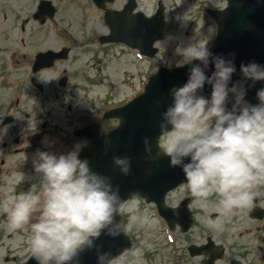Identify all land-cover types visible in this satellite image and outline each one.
<instances>
[{
    "label": "clouds",
    "instance_id": "obj_1",
    "mask_svg": "<svg viewBox=\"0 0 264 264\" xmlns=\"http://www.w3.org/2000/svg\"><path fill=\"white\" fill-rule=\"evenodd\" d=\"M174 54L177 67L188 68L187 80L169 91L170 104L160 114L159 128L165 146L153 153L152 138H143L146 159L156 162L167 156L171 167H180L195 201L206 208L218 197L221 216L246 208L253 189L264 184V87L256 90L257 103L246 99L251 86L264 82V64L242 63L241 79L235 54L231 58L214 54L199 41L181 42ZM198 62V63H197ZM209 71L211 74H209ZM210 96L203 94L205 86ZM104 151L112 150V141H104ZM82 146L67 154L38 151L33 167L41 179L19 195L6 194L0 205L8 213L10 230L30 225L28 245L38 264H80L81 254L95 251L97 264H116V256L96 243L102 235L113 240L133 224L147 231L157 221L148 214L133 216L125 226L117 221L126 202L112 177L93 171L87 159H80ZM114 168L123 176L131 173L132 158L113 155ZM36 222L30 223L36 212ZM220 229L222 222L208 221ZM147 240L131 250L133 264L143 256Z\"/></svg>",
    "mask_w": 264,
    "mask_h": 264
},
{
    "label": "flooded vegetation",
    "instance_id": "obj_2",
    "mask_svg": "<svg viewBox=\"0 0 264 264\" xmlns=\"http://www.w3.org/2000/svg\"><path fill=\"white\" fill-rule=\"evenodd\" d=\"M74 1L80 3L76 9L73 0H0V201L13 190L19 195L33 185L40 194V175L33 167L38 151L54 153L57 141L60 152L62 143L68 152L73 149L75 139L83 140L82 147L87 143L86 138L74 135L65 140L58 135L60 125L54 120L56 96L65 99L66 92H56L55 84L61 85L53 75H69V68L64 65L70 64V59L59 58L51 67L44 64L50 61L47 56L43 66H37L36 62L40 54L64 46L71 48V56L87 58L85 44H78L81 36L73 32L85 29L109 32L105 9L121 10L129 0ZM136 1L137 8L130 10L129 19L136 9L152 13L158 6L152 0ZM89 9L98 13L96 20L86 14L74 16ZM99 56V62L110 58L103 47ZM109 127L110 123L106 122L105 128ZM253 193L249 207L227 216H221L215 196L202 208L187 183L168 192L161 207L138 196L132 197L131 200L139 199L138 207L144 214L157 221L147 234L137 224L130 229L136 247H141L145 239L149 245L144 247L141 263L233 264L232 260L239 259L246 264H264V216L260 218L255 212L257 207L264 209V186L253 189ZM37 215L38 211L30 223L36 222ZM7 219L8 213L0 205V254H4L0 256V264H24L17 253L24 247L30 248V225L12 231ZM209 220H220L222 228L210 227ZM222 246L225 249L222 257L211 262V255L222 253ZM259 253H262L260 258ZM133 259L131 256L130 264Z\"/></svg>",
    "mask_w": 264,
    "mask_h": 264
},
{
    "label": "water",
    "instance_id": "obj_3",
    "mask_svg": "<svg viewBox=\"0 0 264 264\" xmlns=\"http://www.w3.org/2000/svg\"><path fill=\"white\" fill-rule=\"evenodd\" d=\"M240 0H230L231 7L224 13L222 24L220 25L221 34L234 25V12L237 14L239 31L234 37H228L227 40L233 44L237 42L242 48L247 49V62L256 61L264 64V0H242L246 6H238ZM198 63V62H197ZM162 68L157 74L153 75L146 86V90L137 99H135L134 117L131 119L133 124L135 139L143 142L145 136L152 138L153 153L157 138L152 134L153 123L156 117L160 119V114L166 109L171 102L169 91L173 86L183 84L188 78V68ZM210 74V73H209ZM203 94H211L210 86L206 85ZM252 103H257L256 92L249 87L246 97ZM144 157H137L134 165L131 167L132 182L131 187L142 193L148 191L147 185H154V191L162 194L165 192L166 184L174 183L180 180L179 175H175V170L169 168L168 163L162 165L159 160L150 162ZM184 176V175H183ZM119 221V216L116 217ZM122 236V235H121ZM121 236L116 240H109V237L102 235L96 241L98 245L118 241L123 242ZM83 264H97L95 251H87L81 254Z\"/></svg>",
    "mask_w": 264,
    "mask_h": 264
},
{
    "label": "rangeland",
    "instance_id": "obj_4",
    "mask_svg": "<svg viewBox=\"0 0 264 264\" xmlns=\"http://www.w3.org/2000/svg\"><path fill=\"white\" fill-rule=\"evenodd\" d=\"M167 2L170 9L174 10V17L177 18V21L180 20V23L179 25L177 24L179 26L178 29L175 31L174 28H171L166 39L160 43V54L152 60V69L154 70L158 67L156 62L159 59H165L168 62H178L180 58L174 52L176 46L181 42L186 44L192 41H199L205 45L211 36V29L205 27L201 19L197 25L190 21L192 19L190 16L192 14L191 10L194 8L193 2L187 0H168ZM175 2L178 3L177 7ZM136 60L135 64L131 55L121 56L119 53L113 57L109 67L104 70L105 72L98 75L94 73L95 69L87 70L86 68L89 65L81 63L84 67L85 77L82 80L78 79V81L82 83V87H87L88 90L85 91L80 88L79 93L81 94L80 97H86L85 105L90 104L89 99L98 103L107 100L117 102L136 93L149 76L142 75L143 72L140 75H137V73L135 75H124L125 70L133 73L135 71L139 72L144 68L137 57ZM86 73H89V75H86ZM79 104L84 103L81 102ZM125 209H130L129 204H127ZM137 215H142V213ZM138 264L142 263L138 262Z\"/></svg>",
    "mask_w": 264,
    "mask_h": 264
}]
</instances>
